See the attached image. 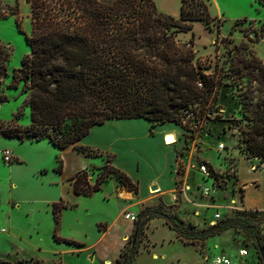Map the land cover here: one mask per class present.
<instances>
[{
	"label": "rangeland",
	"instance_id": "1",
	"mask_svg": "<svg viewBox=\"0 0 264 264\" xmlns=\"http://www.w3.org/2000/svg\"><path fill=\"white\" fill-rule=\"evenodd\" d=\"M152 1L159 11L175 18L179 17L180 0ZM209 15L213 19L212 29L197 22L193 24L194 27L189 34H181L178 39L188 41L193 35L194 52L196 58L200 59L199 64L210 67L204 70V73L209 75L216 72L219 79L215 86L217 101L211 107L209 115H206L208 107H202V103H199L191 108L195 112L193 120L172 124L176 125L179 131L182 155L186 153V157L192 158L191 168L194 166L193 158L198 157L195 152L200 153L201 157L214 159L216 165L213 168L201 160L197 161L207 165L209 176H201L198 173L194 178L189 177L190 187L188 191L185 190L188 205L181 201L183 186L176 181L175 193L178 197V202H174L176 204L170 205L169 202L162 200L150 203L147 199L136 211L124 212L135 216L132 230L126 237L120 239L123 245L121 250H128L132 240L135 241L137 254L132 264H210L211 258L215 255L232 256L239 250H245L249 255L240 264H261L257 248L262 247L264 251V215L250 216L247 213H250L251 209H246L243 202L235 204L233 197L237 196L242 201L245 189L237 182V169L243 178H247L255 170L264 172V164L258 159H247L244 149L247 121L242 115L241 102L249 80L253 92L251 100L253 105L248 108L250 115L253 114L258 99L264 95V82L258 73V69L264 67V39L254 42L253 34V31L260 28L263 14L255 0H210ZM237 21L239 25H236ZM30 32L28 2L0 0V45L8 54L6 62L3 63L5 71L0 70V123L12 121L17 114L16 124L22 128L30 124V108L26 103L27 95L22 93L24 83L15 82L13 74L20 68L21 60L30 54L26 40ZM218 38L220 40L214 45L213 42ZM241 45L242 49L239 50ZM251 57L257 58L261 64L251 63L252 68L243 70L242 77L230 74L232 58H245L246 61H250ZM0 58L2 59L3 55ZM150 125L151 122L148 126L137 125L134 128L139 145L136 161L142 184L140 189L143 188L142 198L146 193V185L155 176L159 175L160 183L167 182V176L161 173V169L165 167L169 153L162 145L161 139L163 141L168 127L157 128L160 124L156 123L153 129L149 130ZM104 129L107 131L108 139L103 138L98 127H95L78 145L108 147V142L112 139L114 143L111 148L117 155L116 164L129 165L124 145L114 140L120 139L117 134L122 131L121 129H133V126L122 124L120 127ZM146 131L150 136L154 134L153 140L144 138ZM201 132H204L203 136H199ZM219 144H223L226 151L217 155L215 149ZM4 150H10L24 160L21 166L13 167L11 172V181L16 184V188L13 189H9L5 181L9 171L2 166L8 167L10 163L12 166L13 160L9 163L3 161ZM101 153L102 157H88L71 146L61 150L47 140L19 141L0 136V211L4 210L3 214L0 212V261L9 264L92 262L91 252L86 251L81 244H93L98 230H107V225L99 222H110L117 216V204L111 198L110 201L104 198L109 190L105 187L92 197L77 198L74 206L65 209L62 216L59 215L58 226L51 203L61 198L65 199L66 186L69 184L67 178L79 168L87 169L84 170L87 179L90 184H94L101 173L99 168L106 162V156H112V153ZM110 162L112 165V161ZM62 166L64 171L61 174L59 172ZM175 168L176 163L173 166V169ZM178 168L184 172L185 166L179 164ZM42 169L47 172L39 171ZM117 182V188L126 189L118 180ZM247 186L258 187L259 184L251 182ZM262 187L264 188V182ZM204 188L209 189L207 198L202 195ZM158 191L157 189L151 192L149 189L150 193ZM251 198L252 204L260 206L258 196L252 195ZM11 199L18 203V208L7 207L6 203ZM179 203L184 206L180 207ZM144 209L149 210L150 220L143 230L136 234L135 224ZM215 213H220L219 220L214 218ZM165 216L172 218L178 225L179 231L183 233L181 238L168 227ZM234 217L238 218L235 224L232 223L231 227L212 237L202 239L194 234L214 227L222 219ZM122 224L121 218H118L116 225L119 227ZM65 241L72 242L73 245ZM68 249H71L70 253H63ZM112 254V249L108 247L102 250L101 255H107L109 259Z\"/></svg>",
	"mask_w": 264,
	"mask_h": 264
},
{
	"label": "trees",
	"instance_id": "2",
	"mask_svg": "<svg viewBox=\"0 0 264 264\" xmlns=\"http://www.w3.org/2000/svg\"><path fill=\"white\" fill-rule=\"evenodd\" d=\"M26 1L30 5L31 32L26 37L30 54L21 60L13 80L24 83L22 93L27 95L30 124L25 128L17 125L16 114L12 121L0 123V136L19 141L47 140L61 150L71 146L85 156L102 157L101 152L78 145L92 127L108 120L142 118L151 122L149 130H152L156 123L179 124L186 112H194L191 108L199 103L208 107L206 115H209L216 103L215 86L219 81L216 72L204 73L210 67L199 64L193 35L188 41L178 39L179 34L191 32L197 21L212 29L209 0H181L178 18L159 12L152 0ZM255 3L263 21L253 31L254 42L264 39V0ZM239 24L237 21L236 25ZM3 50L0 45V56L3 55L0 70L5 71L3 63L8 54ZM251 63L261 64L255 57L250 61L232 58L229 72L242 77L243 70L252 68ZM258 73L264 82V67ZM252 98L249 80L241 97L242 115L247 121L244 149L247 159H258L264 164V95L250 115ZM203 135L201 132L199 136ZM112 158L106 156L94 184L89 183L86 171L75 174L70 179L72 192L90 197L101 191L109 177L115 176L128 191L136 193L137 186L110 164ZM65 209L68 206L62 200L52 204L57 226L60 212ZM247 214L264 215L251 211ZM148 215V209L139 214L136 234L149 222ZM165 219L181 238L183 233L174 220L167 216ZM237 221L236 217L222 219L214 227L194 234L206 239ZM257 251L260 263L264 264L262 247L258 246ZM136 254L132 240L128 250L120 251L115 264H132ZM0 264L9 263L0 261Z\"/></svg>",
	"mask_w": 264,
	"mask_h": 264
},
{
	"label": "crops",
	"instance_id": "3",
	"mask_svg": "<svg viewBox=\"0 0 264 264\" xmlns=\"http://www.w3.org/2000/svg\"><path fill=\"white\" fill-rule=\"evenodd\" d=\"M168 6H169V4H168ZM159 12H161V11H159ZM161 13H163V12H161ZM197 22H194V23H197ZM192 27H194V26L192 25ZM189 33L190 32L182 33V35L189 34ZM179 36H181V34H179ZM218 40H220V39L218 38L216 41L213 42L214 45H215V43H217ZM181 41H183V40L181 39ZM184 41H187V40H184ZM193 44H194V42H193ZM122 124H130L133 126V129H125V130L121 129L122 131H119V133L117 134L120 137V139L116 138L114 141H116L118 143L121 142L124 145L123 149H124L125 155L129 159L128 160L129 165L120 166V165L116 164L117 155H116L115 151L112 150V148H111V145H113V143H114V142L112 143V141H111L112 139L109 140V142H108L109 146L108 147L107 146H104V147L87 146V147L96 149L99 152L112 153V156H113L112 166L115 169L119 170L120 172L124 173L131 180V182L137 186V193H135L133 191H128L124 188L123 189L117 188L118 182H117L116 178H114V177H111L109 179V181L105 182L102 185L101 190H103L105 187L109 190L108 194H106L104 196V198L105 199L107 198V201H110V198H111V200H114V202L118 206V209H117L118 213H117L116 217H114L112 220H110V222H107V221L99 222V224H106L107 230H103V231L98 230L96 241L93 244H89V245H86L85 243L81 244V245H83L82 247L86 251L91 252V256H90V259H92L91 263L95 262V264H106L108 262H109V264H115L116 263V259L118 258V255H119V253L122 249V246H123L120 239H121V237H126V235L129 234V232L132 230V222L124 218V215H125L124 212L125 211H127V210L136 211L138 209V207L141 205V203L146 201L147 199L149 200L150 203H155V202H158L159 200H162L165 202H169L170 205L176 204L172 200V196L175 195L177 197V195L175 193V191H176L175 190V185H176L175 182L176 181L178 182V184L183 186V187H181V201H183L184 205H186V204L188 205L187 195L185 193V190L188 191L187 189L190 187L189 177L194 178V176L198 173L201 174V176H204L202 173H200L198 171V166L200 164L206 163L213 168H215V165H216V161L214 159L212 160V159L201 157L200 153L195 152V154L198 157L193 158V163H194L193 165L194 166H193V168H191L190 167V160H192V158L186 157L187 156L186 153H184L182 155L183 147H182V143L179 141V136H178L179 131H178L177 126L172 124V123H166L163 125H158L157 128H161V126L168 127V130L165 131L164 135L173 134L175 136L176 142L173 144H170V145H166V144H164V142L161 139L162 145L165 148H167L168 153H169V158H168L167 162L165 163V167L163 169H161V171H162L161 173H165V175L167 176V182L162 184L159 181V175L155 176L146 185V189H145L146 193L144 195V198H142L141 192H142L143 188L140 189V186H142V184H141V178H140V174H139L140 171H139L138 164L136 161L137 155H138L137 153H138L139 145L137 143L138 137L135 136V135H137L136 134L137 132H136V130H134V128L137 125H147L148 126L149 122L147 120L142 119V118L108 120L103 125L95 126V127H98V130L100 131L103 138L108 139L107 138L108 136L106 133L107 131H105L104 128L120 127V125H122ZM95 127H92L90 132H92V130ZM145 137H146V140H153L154 134H153V136H150L149 133L146 131V135H144V138ZM215 152L217 155H219V153L216 151V149H215ZM12 154H13V165L11 166V163L8 164V167L5 165H2L4 168H6V171H9V175H8L7 179L5 180L8 183L9 189L16 188V184L11 181L12 180L11 172L13 171V167H17L18 165L21 166L24 163V160L21 159L18 155L14 154V153H12ZM198 160H201L205 163L197 162ZM244 160H247V159H244ZM175 163H176V168L173 169V166L175 165ZM179 164H183V166H185V169H183L184 172L178 168ZM195 166H196V168H195ZM93 167H95V166H92V168ZM206 167H207V165H206ZM237 168H238V165H237ZM251 169H253L252 166H251ZM84 170H87V169L79 168V169H77V171H75L73 173V175L71 177L67 178V180L69 181V184L66 186L67 196L65 197L64 200L61 198L59 201L62 200L63 203L65 205H67L68 207L74 206L77 202L76 201L77 198H79V197L83 198L84 197V196L75 195L72 192V187L70 184V179L75 174H77L78 172H81ZM39 171H42L43 173L47 172V170H43V169L39 170ZM63 171H64V168L62 166L61 172H59V173L62 174ZM236 175H237V182H238L239 186L244 187L245 189L243 190V200L242 201L240 200V198H237V196L233 197L235 204H237L238 202L239 203L243 202V205L245 206L246 209H251L250 211H255V212H263L264 211V188L262 187V184L264 182V172H260L258 170L256 172V170H255L247 178H243V177H241V175L239 173V169H237ZM251 182H256L259 184V186L258 187L247 186ZM153 185H156L157 189L159 190L158 192H155V193L149 192V189L151 191V187ZM252 195H256L259 197L260 206H256V205L252 204V198H251ZM92 196H90V197H92ZM59 201L52 202L51 204L57 203ZM176 201L178 202V197H177ZM107 203L108 202H106V204ZM6 204H7L8 208L9 207H11L13 209H15L16 207L18 208V203H16L12 199L8 200V202ZM177 205H178V203H177ZM184 205L179 203L180 207H183ZM132 208H134V209L131 210ZM64 211L65 210L61 211L60 216H62V213H64ZM0 212H2V214H3L4 210L2 209ZM118 218H121V220L123 222V224L119 227L116 225ZM108 247H110L113 251V254L111 255V257L109 259H108L107 255L106 256L101 255L102 250L103 249L106 250ZM64 252L70 253L71 249L63 251V253Z\"/></svg>",
	"mask_w": 264,
	"mask_h": 264
},
{
	"label": "built area",
	"instance_id": "4",
	"mask_svg": "<svg viewBox=\"0 0 264 264\" xmlns=\"http://www.w3.org/2000/svg\"><path fill=\"white\" fill-rule=\"evenodd\" d=\"M193 118H194V112L193 111L186 112V115L184 118L185 121L193 120ZM163 142H164V144H166L165 138H163ZM216 151L218 153L225 152L226 148L223 144H219L218 146H216ZM2 155H3V161L6 163H9L13 160V155H12V152L10 150H4L2 152ZM207 170L208 169H207L205 164H200L198 166V171L206 177L209 176ZM202 195L205 198L209 197V189L204 188L202 190ZM172 200L174 202H176L177 197L175 195L172 196ZM251 212H255V211H251ZM258 213H261V212H258ZM124 218L131 221V222H133L135 220V216L132 213H126L124 215ZM214 218L219 220L220 219V213H215ZM248 256L249 255L247 254V251H245V250H239L235 255H232V256H224L221 254L215 255L211 258L210 264H240V262L243 259H246Z\"/></svg>",
	"mask_w": 264,
	"mask_h": 264
},
{
	"label": "bare ground",
	"instance_id": "5",
	"mask_svg": "<svg viewBox=\"0 0 264 264\" xmlns=\"http://www.w3.org/2000/svg\"><path fill=\"white\" fill-rule=\"evenodd\" d=\"M163 138H165L166 140V145H170L176 142L175 136L173 134H166Z\"/></svg>",
	"mask_w": 264,
	"mask_h": 264
},
{
	"label": "water",
	"instance_id": "6",
	"mask_svg": "<svg viewBox=\"0 0 264 264\" xmlns=\"http://www.w3.org/2000/svg\"><path fill=\"white\" fill-rule=\"evenodd\" d=\"M156 190H157L156 185H153V186L151 187V191H156Z\"/></svg>",
	"mask_w": 264,
	"mask_h": 264
}]
</instances>
